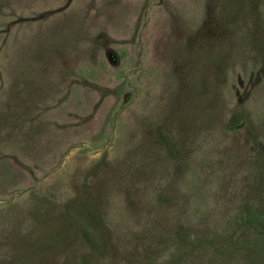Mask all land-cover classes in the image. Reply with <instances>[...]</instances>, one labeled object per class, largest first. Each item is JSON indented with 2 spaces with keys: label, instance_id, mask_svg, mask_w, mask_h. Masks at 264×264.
Instances as JSON below:
<instances>
[{
  "label": "rangeland",
  "instance_id": "rangeland-1",
  "mask_svg": "<svg viewBox=\"0 0 264 264\" xmlns=\"http://www.w3.org/2000/svg\"><path fill=\"white\" fill-rule=\"evenodd\" d=\"M0 264H264V0H0Z\"/></svg>",
  "mask_w": 264,
  "mask_h": 264
}]
</instances>
